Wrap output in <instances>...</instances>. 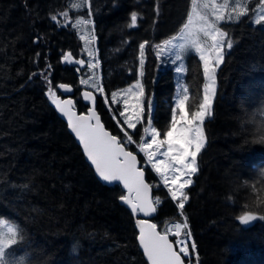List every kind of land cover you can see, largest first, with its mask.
Masks as SVG:
<instances>
[{"label": "trees", "instance_id": "1", "mask_svg": "<svg viewBox=\"0 0 264 264\" xmlns=\"http://www.w3.org/2000/svg\"><path fill=\"white\" fill-rule=\"evenodd\" d=\"M77 2L0 0V219L23 228L27 244L17 254H26L32 264H147L133 215L120 203L124 192L96 178L47 95L49 87L69 84L76 109L82 113L89 107L79 92L88 68L77 71L74 63L85 55L83 31L72 25L91 17L109 106L98 92L96 110L103 124L120 139L121 127L140 141V128L130 132L119 115L121 105L112 100L113 93L140 82L145 121L152 102L154 126L163 132L170 122L174 73L159 70L155 45L178 34L192 0H89L90 8L74 9ZM259 4L252 0L239 23L220 25L233 47L225 43L224 62L216 71L217 94L204 123L206 146L185 191V208L179 209L163 188L153 191L161 201L152 219L160 232L186 219L196 245L193 264H264V28L251 23ZM133 11L137 26L129 28ZM62 12L69 13L67 20ZM54 14L57 21L51 19ZM69 52L71 64L61 56ZM47 64L50 85L33 75ZM185 70L191 112L202 102L205 83L196 54L186 57ZM92 72L96 79V67ZM127 149L135 152L131 145ZM144 170L147 181L158 184L150 168ZM245 213L256 217L249 226L239 222Z\"/></svg>", "mask_w": 264, "mask_h": 264}, {"label": "snow or ice", "instance_id": "2", "mask_svg": "<svg viewBox=\"0 0 264 264\" xmlns=\"http://www.w3.org/2000/svg\"><path fill=\"white\" fill-rule=\"evenodd\" d=\"M262 5L261 13H264V0H260ZM74 9L89 7V0H78L72 5ZM249 9L246 0H233L230 6V0H192L191 12L187 14V20L182 24L178 34L170 39H166L163 44H156L157 55H167L173 65L174 71L178 77L175 98L170 106V122L166 130L161 132L154 126L155 106L149 102L147 109V124L143 128L144 134L149 137L139 144L140 152L147 158L154 172L161 178L163 186L167 188L173 201L178 202V208L183 210L185 202L189 196L184 191L192 185L191 177L198 172V156L206 146V135L204 123L206 116L211 115L213 97L216 96V71L224 62L225 43L227 49L233 47V41L229 37V32L220 27L221 23L232 24L239 23L242 17L248 16ZM59 15L67 20L69 13L62 12ZM92 15L91 10L87 13ZM51 19L57 21V15H52ZM131 23L129 28L137 26L138 13L136 11L130 14ZM264 22V14L256 15L254 23L261 25ZM92 24L91 19L81 17L72 25L73 28L83 30ZM67 27V25H59ZM86 45H92L96 37L94 32H85L80 36ZM144 41L139 44L140 66H144V56L146 52ZM87 68L94 69L96 63L95 49L86 48ZM189 54H198L199 61L202 62L203 76L206 83L203 85V99L198 104V110L189 111V87L186 83H181L185 64L183 61ZM40 53L36 54L37 60ZM62 59L66 63H73L72 53H61ZM79 65L77 71L83 70L86 61L83 59L75 60ZM50 64L37 73L35 76H41L45 82L50 85L49 69ZM255 70V66H253ZM94 76L87 79H81L80 83L95 88L98 92H103V88L98 83H94ZM65 93L71 91L68 85H59ZM125 110L119 111V115L124 117V123L128 128L136 129L137 124L141 123L145 116V109L141 103V97L144 96L143 87L137 82L136 86L124 90ZM49 95L56 108L68 118L69 127L83 144L84 152L95 167V171L102 181L114 183L119 182L126 189L128 195H121L120 199L125 204L130 205L132 213H143L144 216H150L157 211L155 204H160V198L157 197L154 202L149 200V192L152 187L145 181V172L143 168H138L137 158L132 152L126 151L124 144L116 136L110 135L104 131L103 126L96 117L94 110L89 109V115H77L74 111V103L71 99L61 100L56 91L49 87ZM116 93H113L115 96ZM131 96L135 103L131 105L132 112L125 115L128 110V99ZM85 100H95L91 92H84ZM95 117V123L93 118ZM128 143L132 142V136L125 134ZM163 137V138H161ZM187 177V179H183ZM182 181V182H181ZM123 189L121 190L123 192ZM264 219V217H261ZM256 217L250 213H245L239 217V222L243 225L249 224ZM139 227V243L150 264H185L184 258L190 256L188 238L190 232L184 233L181 239L182 229H187L188 224L175 223L167 228L163 233L157 231V225L150 223L147 219L137 220ZM168 233H172L174 243L169 240ZM27 241L24 236L23 228L15 222H7L0 219V264H32L27 259V255H18L17 250L24 247ZM195 243L191 244V252H195ZM75 248H73V252ZM191 264V261H189Z\"/></svg>", "mask_w": 264, "mask_h": 264}, {"label": "rangeland", "instance_id": "3", "mask_svg": "<svg viewBox=\"0 0 264 264\" xmlns=\"http://www.w3.org/2000/svg\"><path fill=\"white\" fill-rule=\"evenodd\" d=\"M252 0H246V2H247V7H249V4H250V2H251ZM217 2L218 3H220V2H222V0H217ZM232 3H233V0H230V6L232 5ZM261 7H262V5L261 4H259V5H257L256 6V9H255V14H254V16H253V18H252V20H251V23L254 25V26H260V27H262V28H264V22H262V24L261 25H256L255 23H254V20H255V18H256V15H258V14H264V13H261ZM191 8H192V5H191ZM190 12H191V9H190ZM222 24V23H221ZM90 28H91V24H90ZM83 34L85 33V32H89V30H88V26L86 27V28H84L83 30ZM91 32H92V28H91ZM84 41V40H83ZM85 42V41H84ZM163 44V43H162ZM161 44V45H162ZM85 46H84V57H83V60H85L86 61V63H87V61L89 60V57L87 56V52H86V48H94L95 49V47H94V42H93V44L92 45H86V44H84ZM158 51V50H157ZM198 57H199V55L198 54H196ZM157 58H158V61H159V70H164V69H166V68H172V70H173V73H174V85H175V90H174V96H173V101H174V98H175V93H176V87H177V81H178V77H177V75H176V73H175V71H174V68H173V65L169 62V63H167L166 61L167 60H169V57L167 56V55H157ZM186 60V59H185ZM185 60L183 61V63L185 64ZM93 61H95V59H93L92 60V62ZM95 63H96V61H95ZM222 64V63H221ZM78 67H79V65H77ZM96 66H98V65H96ZM85 67H87L86 65H85ZM96 70H97V67H96ZM185 73H186V70H185V72L182 74L183 75V79L180 81L181 83H185V81H184V78H185ZM89 76H93V72H92V69H88V75L86 76V77H84V78H82V79H87ZM99 77H100V75H99ZM99 77H98V72L96 71V79L94 78V83H98V80H99ZM81 80V79H80ZM207 81H206V79H205V83H206ZM79 85H80V88L82 89H88V90H92V91H94L96 94H98V91L95 89V88H91V87H89V86H87V85H83V84H81L80 83V81H79ZM137 85V82L136 83H133V84H131L130 86H128V87H126V88H123V89H121V90H119L118 92H116V95L115 96H112V100L114 101V103L115 104H117V103H119L120 105H121V108H122V111H124L125 110V105H124V100H125V93H124V90H126V89H128L129 87H133V86H136ZM139 85L141 86V83L139 82ZM99 93H101V92H99ZM101 98H102V100H103V102H104V104L106 105V108L108 109L109 108V106H108V103H107V99L105 98V96H104V94H103V97L101 96ZM214 98V97H213ZM127 99H128V105H129V107H128V110H127V112H125V115H129V114H131V112H132V108H131V105H133L134 103H135V100L131 97V96H129V97H127ZM141 103H142V105H143V97H141ZM144 107V106H143ZM145 109V108H144ZM211 115H209V116H206V118H205V120L208 118V117H210ZM123 118V120H124V117H122ZM148 119V118H147ZM119 126V125H118ZM148 126V124H147V120L145 121V118L143 119V121L141 122V123H139V124H137V128L136 129H130V132H138L139 131V128H140V133H141V138H140V141L139 142H136V141H134L133 140V137H132V142L131 143H128V141H127V139H126V136H125V134L127 133V135H130V133H128V132H126L124 129H122L121 128V130H122V133H123V135H124V138H122V142H123V144L124 145H131V146H133L135 149H136V152L138 153V154H140V156L142 157V159H143V161H144V165H142L141 166V168H146V167H148V168H150V170L152 171V173L154 174V176H155V178L157 179V183L158 184H156V183H151L152 184V188H159V187H161V188H163L164 190H166L167 192H168V190H167V188L166 187H164L163 186V183H162V181H161V178L154 172V170L152 169V167H151V164H149L148 162H147V158L144 156V154L142 153V152H140V148H139V144L142 142V137L144 138V139H148L149 137H147L145 134H144V132H143V128H145V127H147ZM120 127V126H119ZM161 138H163V137H161ZM195 175V174H194ZM193 175V176H194ZM193 176L191 177V179L193 178ZM183 179H187V177H183L182 178V180ZM193 181V180H192ZM182 182V181H181ZM188 188V187H187ZM186 188V189H187ZM186 189L184 190V191H186ZM169 194V193H168ZM170 195V194H169ZM168 195V196H169ZM170 197H171V195H170ZM157 197H154L153 198V201H155V199H156ZM172 199V198H171ZM178 202L179 201H175V203L178 205ZM157 205V204H156ZM159 205V204H158ZM173 222H177V221H173ZM173 222H171V223H169V224H167V226L165 227V230L167 229V228H169V227H171L173 224H175V223H173ZM157 225V224H156ZM188 229V228H187ZM186 229V230H187ZM183 230L184 229H182V233H183ZM187 232H188V230H187ZM182 238V237H181ZM191 255V254H190ZM195 256V254L194 255H192V257H190V258H187L189 261H191V264L193 263V259L195 258L194 257ZM194 262H196V259H194Z\"/></svg>", "mask_w": 264, "mask_h": 264}, {"label": "water", "instance_id": "4", "mask_svg": "<svg viewBox=\"0 0 264 264\" xmlns=\"http://www.w3.org/2000/svg\"><path fill=\"white\" fill-rule=\"evenodd\" d=\"M59 85H61V84H59ZM59 85H57V91L60 93V95L63 96V98H62L61 96H58L57 94H56V95H57L61 100H68V99H71V100L73 101V103H74V106H75V107H74V111L76 112V114H77L78 116H79V115H89V109L94 110V112H95V114H96V117L99 118V122H100V124L103 126L104 131L108 132L110 135H113V134H112V133H111V132L105 127V125L103 124V122H102V120H101V116H100V114H99L98 111L96 110V100H94V101H93V100H85L84 97H83L84 101L87 102V103L89 104V108L86 110L85 113H80V112L76 109V103H75V100H74V98H73V96H72V95H73V92H74L73 87H72L71 85H69V84H64V85H68L69 88L71 89L70 92L65 93L63 89H60V88H59ZM84 92H90V91H88V90H84V91L82 92V95H83ZM91 93H92V92H91ZM92 96L94 97L93 93H92ZM47 98H48L49 104H50V105L52 106V108L55 110V112H56V114L58 115V117H59L63 122H65V124L67 125V129H68L69 133L72 135V137L75 139L76 143L79 145V147H80V149H81V151H82V153H83V155H84L86 161L89 163V165H90L91 168L93 169L96 178H97V179H98L103 185H106V186L119 185V186L121 187V189H123V185L120 184L119 182L109 183V182H105V181H102V180H101V178L98 176V174H97L96 171H95V167H94L93 165H91V161L87 158V156H86V154H85V152H84V149H83V144L80 142L79 138L76 136V134H75V133L71 130V128L69 127L68 118H67L66 116H64V115H63V114H62V113L56 108L55 104L52 103V100H51V98H50L49 93H48V95H47ZM94 98H95V97H94ZM92 122L95 123V117L93 118V121H92ZM113 136H115V135H113ZM116 137H117V136H116ZM117 139L120 140L118 137H117ZM120 141H121V140H120ZM125 150H126V151H129L126 147H125ZM129 152H131V151H129ZM132 153H133V152H132ZM133 154L136 155V158H137V161H138L137 167H138V168H141V165H140V161H139L138 155H137L136 153H133ZM143 170H144V169H143ZM144 172H145V170H144ZM145 181H146L147 183H149V184L152 186V184H151L150 182H148L147 179H146V173H145ZM154 190H155L154 188H152V187L150 188V192H149V200H150V202H153V191H154ZM123 192H124V195H128V192H127L126 189H123ZM120 203L123 204L125 207H127V208L131 211V213H132V210H131L130 205L125 204L124 201H122L121 199H120ZM154 207H156L155 204H154ZM155 214H156V212H155V213H152L150 216H144L143 213H135V214L132 213L133 218H134V221H135V226H136V229H137V232H138L137 241H138V244H139V248H140V250L142 251L143 256H144V258H145L147 264H150V262H148L147 257H146V255H145L144 252H143V248H142V246H141L140 243H139V227L137 226V223H136V222H137V220H140V219H147V220H149L150 223H153V220H152V219H153V217L155 216ZM251 223H252V221H250L249 224H247L246 226L251 225ZM157 231L160 232V231L158 230V228H157ZM168 238H169L170 241H172V240H171V237H170L169 235H168ZM172 242H173V241H172ZM173 243H174V242H173ZM175 248H176V245H175V243H174V249H175ZM184 260H185V258H184ZM185 264H186V263H185Z\"/></svg>", "mask_w": 264, "mask_h": 264}, {"label": "bare ground", "instance_id": "5", "mask_svg": "<svg viewBox=\"0 0 264 264\" xmlns=\"http://www.w3.org/2000/svg\"><path fill=\"white\" fill-rule=\"evenodd\" d=\"M159 1V0H158ZM161 1V0H160ZM142 2V1H141ZM144 2H145V0H144ZM154 2V1H153ZM152 2V3H153ZM160 3V2H159ZM142 4V3H141ZM141 4H140V7H141ZM155 4V3H154ZM139 5V4H138ZM143 6V5H142ZM159 6V5H158ZM143 10V9H142ZM90 19L92 20V18L90 17ZM93 23V22H92ZM61 77V76H60ZM59 85V84H58ZM73 87V86H72ZM74 89V88H73ZM74 95V94H73ZM178 213L181 215V216H184L183 214H182V212L179 210L178 211ZM183 221H185V218L183 217ZM178 223V222H177ZM188 224V223H187ZM188 232H189V227H188ZM172 234V233H171ZM181 238V237H180ZM177 239V238H176ZM181 239H183V238H181ZM192 243H194V241H193V238H192V235L190 236V238L188 239V244H190V246H189V248H190V257H192V255H194L195 254V252L193 253V252H191V244ZM190 257H188V258H190ZM195 257V256H194ZM185 263L186 264H189V260L187 259V261H185ZM193 264V263H192Z\"/></svg>", "mask_w": 264, "mask_h": 264}, {"label": "flooded vegetation", "instance_id": "6", "mask_svg": "<svg viewBox=\"0 0 264 264\" xmlns=\"http://www.w3.org/2000/svg\"><path fill=\"white\" fill-rule=\"evenodd\" d=\"M87 64V63H86ZM55 88V87H54ZM88 90V89H87ZM84 91V89L82 88L79 92H80V98H81V100H82V102L83 103H85L86 105H89L87 102H85L84 101V99H83V95H82V92ZM88 91H90V92H92L93 93V95H94V97H95V100L97 101V94L94 92V91H92V90H88ZM56 94H58V96H61L62 98H63V96L62 95H60V93L59 92H57V89H56ZM73 94H74V92H73ZM72 96H74V95H72ZM87 110V109H86ZM86 110H85V112H86Z\"/></svg>", "mask_w": 264, "mask_h": 264}]
</instances>
